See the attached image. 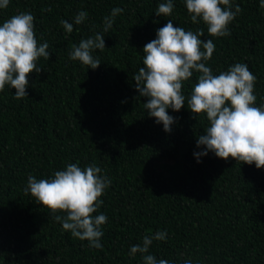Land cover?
I'll return each mask as SVG.
<instances>
[{
  "label": "trees",
  "instance_id": "16d2710c",
  "mask_svg": "<svg viewBox=\"0 0 264 264\" xmlns=\"http://www.w3.org/2000/svg\"><path fill=\"white\" fill-rule=\"evenodd\" d=\"M164 2L10 0L0 9V25L30 12L37 42L46 41L50 52L37 61L41 71L29 74L26 97L16 99L9 85L0 92V264H144L148 254L171 264H264V167L211 151L199 162L194 156L209 126L206 113L193 114L187 104L200 73L184 81L185 107L167 109L174 117L170 132L148 115V97L133 78L143 67V46L172 20L186 31L202 29L200 38L215 44L205 62L213 75L247 64L257 77L256 106L264 105L261 0H232L233 11L236 5L242 11L223 37L210 36L202 20L192 23L185 0H173L170 16H157ZM117 7L123 12L103 33L104 18ZM79 11L87 17L76 25ZM61 20L73 23V32ZM98 32L105 49L93 51L101 61L96 69L70 59L73 45ZM163 161L171 163L167 173L158 165ZM70 163H94L111 180L93 213L108 217L101 249L63 230L53 216L65 213H52L24 191L29 175L51 178ZM158 231L167 238L153 240L148 253L129 255L132 245Z\"/></svg>",
  "mask_w": 264,
  "mask_h": 264
},
{
  "label": "clouds",
  "instance_id": "9594fccd",
  "mask_svg": "<svg viewBox=\"0 0 264 264\" xmlns=\"http://www.w3.org/2000/svg\"><path fill=\"white\" fill-rule=\"evenodd\" d=\"M9 2L0 0V9L7 8ZM185 5L191 14V22L195 24L202 20L207 25L208 34L215 37L230 35L229 24L242 11L239 5L233 11L232 0H185ZM261 7L264 8V0H261ZM173 8V0H166L159 4L155 13L157 16H170ZM122 12L119 7L111 10L110 15L104 18L103 33L111 29L115 17ZM86 17V11H79L74 23L79 25ZM34 19L30 12H23L0 25V92L9 85L16 90V99L27 96L29 74L41 71L37 61L41 57L46 60L50 57L48 43L37 42ZM60 24L67 33L73 32V23L61 20ZM203 35L202 29L195 33L186 31L168 20L156 30V38L143 46V67L133 78L139 94L148 97L144 108L157 123H162L164 131L170 132L174 117L168 114L167 109L179 111L185 107L184 81L189 80L195 70L200 75L187 100L188 109L196 115L206 113L209 121L205 134L196 141L197 147L204 146L202 151L194 152L197 162L199 157L211 151L218 158L227 160L231 157L262 168L264 105L256 106L254 92L257 77L245 63H235L227 71L213 75L205 62L212 58L215 44L211 39L202 40L200 37ZM97 49H105L104 34L99 32L82 39L78 46L73 45L69 57L96 69L101 63L93 56V51ZM101 172L102 169L94 163L84 168L70 163L64 170L55 171L51 178L37 179L29 175L24 191L26 194L30 192L39 204L52 213H65L53 216L62 224L63 230L70 231L75 238L87 240L89 247L101 249V225L107 222L108 217L102 213L93 216V213L103 204L100 197L111 184V180ZM166 238V231L145 236L142 245L130 247L129 255L148 253L153 240L163 241ZM143 262L171 264L165 259L157 260L151 254L143 255ZM184 264H191V261L186 260Z\"/></svg>",
  "mask_w": 264,
  "mask_h": 264
},
{
  "label": "rangeland",
  "instance_id": "374dc122",
  "mask_svg": "<svg viewBox=\"0 0 264 264\" xmlns=\"http://www.w3.org/2000/svg\"><path fill=\"white\" fill-rule=\"evenodd\" d=\"M158 165H160V169L164 172L167 173V171L171 168V163L170 162H160ZM156 169L159 170L158 166L156 165Z\"/></svg>",
  "mask_w": 264,
  "mask_h": 264
}]
</instances>
